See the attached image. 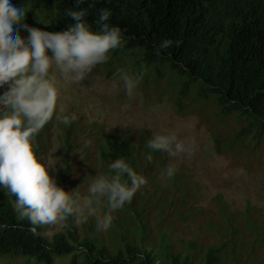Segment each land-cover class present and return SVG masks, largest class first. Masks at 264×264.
Segmentation results:
<instances>
[{"label": "trees", "instance_id": "1", "mask_svg": "<svg viewBox=\"0 0 264 264\" xmlns=\"http://www.w3.org/2000/svg\"><path fill=\"white\" fill-rule=\"evenodd\" d=\"M25 3L31 12L45 6L54 12L44 30L62 31L74 23L64 15L74 6V0H25ZM79 7H89L86 19L94 30L99 27L94 21L100 10L110 9V23L119 25L127 37L124 48L111 52L106 62L107 74L117 64L129 62L131 56H137L136 62L145 69L162 68L179 80L178 91L170 99L176 114L195 115L198 126L209 133L216 154L230 158L231 162L239 153L251 150L254 154L253 149L264 139V0H86ZM165 38L174 43L158 53V45ZM142 80L140 85L145 87V76ZM53 119L36 137L35 151L40 158L48 146ZM230 122L235 123L236 129ZM82 125L78 135L95 139L100 145L99 160L106 167L112 159L125 157L145 177L144 170L162 173L165 168L164 152L149 149L147 144L143 145L146 142L143 138L135 142L130 135H104L94 123ZM231 128V133L224 132ZM74 129L73 123L62 127V166L58 179L59 186L66 191H69L68 171L78 147ZM13 199L11 193L0 190V224H7L0 229V257H25L39 264H52V255L64 254H71L66 264H219L225 251L235 255V249L244 242L236 240L239 232L230 225L229 238L203 251L192 238L185 241L178 237L177 247L173 248L174 244L166 239L172 233L170 230L160 241L157 236L152 237L153 249L140 247L136 237L141 234L143 238L148 225L135 221L142 216L135 206L136 194L130 204L114 214L115 220L107 231L97 230L94 216L90 217L93 220L90 227L69 217L61 230L47 240L38 225L35 227L40 234L33 235L29 222L17 217ZM193 203L187 218L200 216V208ZM102 208L101 215L106 210ZM251 210L250 207L248 213ZM176 218L184 219V211ZM129 238L130 241H125Z\"/></svg>", "mask_w": 264, "mask_h": 264}, {"label": "rangeland", "instance_id": "2", "mask_svg": "<svg viewBox=\"0 0 264 264\" xmlns=\"http://www.w3.org/2000/svg\"><path fill=\"white\" fill-rule=\"evenodd\" d=\"M26 10L22 24L42 30L49 24L54 13L46 6L31 12L28 4ZM18 31L22 37L28 35L22 27ZM136 61L137 56H131L129 62L117 64L109 74L104 63L79 84H61L57 108L63 106L66 113L77 114L78 123L73 122L77 135L82 124L94 123L104 135H130L135 142L143 138L146 141L143 145L147 144L153 134L169 130H174L180 139L193 144L190 153L177 157L164 152L165 168L170 164L178 167L174 177L162 178L159 170H144L148 183L136 193L138 201L135 206L142 216L141 220L135 221L145 222L148 226L143 231V238L141 234L139 237L137 235V243L147 250L153 249L152 237H165L170 230L172 233H168L166 239L167 243L174 244L173 248L177 247L178 237L185 241L192 238L203 251L207 246L217 245L221 239L229 238L231 225L232 229L239 232L236 240H243V246L235 249V255L229 250L225 251L219 264H232L231 260L234 264H264V139L253 149L254 154H251V150L239 153L234 162L226 156L216 154L209 133L204 127L198 126V118L193 114H176L170 101L171 96L178 91L179 80L176 76L152 66L144 74L147 80L145 87L140 83L132 96L126 94L117 69L130 63V68L138 72L142 65ZM156 70L162 75H158ZM114 84L116 87H113ZM230 123L236 129L235 123ZM62 127L63 124L55 115L49 143L41 157L46 162H58L54 173L49 170V174L56 177L58 185V172L62 166ZM232 131L233 128L224 130L225 133ZM246 142H250L249 139ZM76 143L78 147L68 171V187L69 191L76 188V191L84 195L87 194L88 182L95 175L105 173L107 167L99 160L100 145L95 139L86 134L78 135ZM217 197L220 199L217 200ZM192 203L200 208V216L187 218ZM250 207L252 210L248 213ZM182 210L184 219L181 220L176 217ZM102 211L103 208L100 207L97 214L101 215ZM90 217L93 216L88 217L86 227L93 226ZM63 225L38 227L43 236L50 240L52 234L61 230ZM78 226L82 228L79 223ZM117 242L123 246L118 238ZM70 257L71 254L52 255V264H66ZM0 264L39 263L25 257H0Z\"/></svg>", "mask_w": 264, "mask_h": 264}, {"label": "clouds", "instance_id": "3", "mask_svg": "<svg viewBox=\"0 0 264 264\" xmlns=\"http://www.w3.org/2000/svg\"><path fill=\"white\" fill-rule=\"evenodd\" d=\"M85 3L74 0V6L64 13L74 23L52 32L22 24L25 0H0V190L15 197L12 208L19 219L29 222L33 235L40 234L35 226L64 224L69 217L83 223L94 216L97 230L107 231L114 214L148 183L125 157H117L107 164L105 173L94 176L87 194L76 188L66 191L49 174V170L56 171L58 162H46L36 154V137L54 114L65 126L78 119L75 112L57 108L61 84H79L89 78L113 50L124 48L127 42L124 30L110 23V9L100 10L94 21L99 27L94 30L86 19L89 7L77 9ZM21 27L28 32L26 37L19 34ZM173 43L163 39L158 53ZM145 71L143 66L138 72L128 66L117 69L127 95L134 94ZM146 146L172 157L193 150V144L180 139L174 130L153 134ZM177 170V165H168L162 178L174 177ZM100 207L106 209L102 215L97 214ZM6 227L0 224V229Z\"/></svg>", "mask_w": 264, "mask_h": 264}]
</instances>
